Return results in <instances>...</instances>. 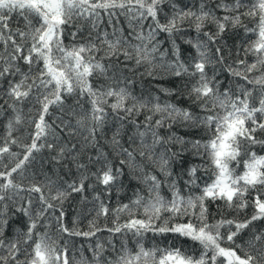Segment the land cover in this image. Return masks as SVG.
Listing matches in <instances>:
<instances>
[{
    "label": "snow or ice",
    "instance_id": "6c2138e0",
    "mask_svg": "<svg viewBox=\"0 0 264 264\" xmlns=\"http://www.w3.org/2000/svg\"><path fill=\"white\" fill-rule=\"evenodd\" d=\"M0 264H264V0H0Z\"/></svg>",
    "mask_w": 264,
    "mask_h": 264
},
{
    "label": "trees",
    "instance_id": "16d2710c",
    "mask_svg": "<svg viewBox=\"0 0 264 264\" xmlns=\"http://www.w3.org/2000/svg\"><path fill=\"white\" fill-rule=\"evenodd\" d=\"M148 80H150L151 78H146ZM152 84H161L164 87H168L170 86V84L168 83V79L166 77H158L156 80H152L151 81Z\"/></svg>",
    "mask_w": 264,
    "mask_h": 264
}]
</instances>
